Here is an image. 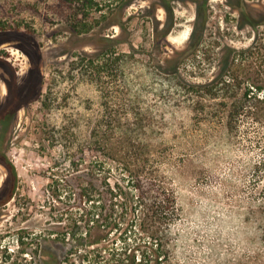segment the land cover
Listing matches in <instances>:
<instances>
[{
	"label": "rangeland",
	"instance_id": "rangeland-1",
	"mask_svg": "<svg viewBox=\"0 0 264 264\" xmlns=\"http://www.w3.org/2000/svg\"><path fill=\"white\" fill-rule=\"evenodd\" d=\"M71 12L59 0H0V120L15 125V142L22 138L9 149L20 181L14 198L0 206V264H45L39 243L62 232L58 218L67 210L65 198L55 201L47 190L55 158L66 150L51 136L55 126L69 125L76 126L78 141L89 137L108 90L112 104L129 110L124 118L148 124L146 135L166 151L163 174L180 207L173 263L264 264L258 227L264 217V112L258 110L264 107L258 89L264 86V0L178 3L171 33L158 46L151 23L135 20L132 43L106 58L103 78L77 59L76 50L60 55L71 44L58 19ZM158 16L165 21L166 12ZM195 28L201 41L191 48ZM225 47L235 53L221 80ZM187 48L184 56L177 53ZM38 58L50 93L44 108L33 88L21 87ZM168 59L181 61L176 75L165 73L177 66ZM215 79L213 91L200 86ZM248 90L255 97L245 99ZM237 105L244 112L230 125L228 110ZM6 179L0 165V191ZM140 237L129 240L130 248H144ZM58 250L66 258L65 249ZM60 260L56 264H68Z\"/></svg>",
	"mask_w": 264,
	"mask_h": 264
},
{
	"label": "trees",
	"instance_id": "trees-1",
	"mask_svg": "<svg viewBox=\"0 0 264 264\" xmlns=\"http://www.w3.org/2000/svg\"><path fill=\"white\" fill-rule=\"evenodd\" d=\"M47 1L50 4L56 2ZM59 1L72 11L69 17L58 19L59 31L67 33L66 42L71 44L60 55L76 50L77 59L81 58L82 64L91 69L93 75L98 73L99 78L100 75L103 78L102 73L109 67L106 58L114 55L120 44L132 43L130 27L135 20L151 23L154 45L158 46L171 33L176 5L187 0ZM159 10L166 12L165 21L159 18ZM115 28L120 30L118 34L110 32ZM201 35L197 28L193 30L189 42L191 48L200 44ZM59 42L55 40V43ZM64 45L65 42L59 43V46ZM87 47L94 51H86ZM226 49L229 53L222 57L218 73L221 80L231 68V55L235 53L231 48ZM188 51L187 48L177 53L184 56ZM40 58L21 87L33 88L35 101L44 108L48 107L46 100L50 93L44 90L46 74L40 66ZM176 63V67L165 73L176 75L181 61ZM218 79L200 86L213 91ZM11 82L5 81L9 90ZM224 89L231 90V85H225ZM258 89L260 92L264 86ZM252 92L246 91L244 98L255 97ZM103 98L99 118L90 125L89 137L78 141L76 126L69 125L55 126L51 136L55 143H65L66 150L55 158L47 190L55 201L64 197L67 210L58 218L62 232H53V238L48 236L39 243L41 255L46 259L42 261L58 263L61 259L58 248L62 247L66 258L60 261L68 264H174L171 236L180 217V207L174 189L163 174V166L168 160L166 151L162 152L157 147L159 143L146 135L148 124L124 118L129 110L112 104L113 91L108 90ZM229 109V124L232 125L245 107L237 105ZM258 110L264 112V107ZM14 126L8 127L0 120V165L7 171V179L0 191V206L14 198L20 181L17 166L9 156L10 147L22 139L13 140ZM42 135L40 133L39 137L43 138ZM258 227L264 247V217ZM138 235L144 240V248L138 245L130 248L129 240ZM119 241L124 246H119Z\"/></svg>",
	"mask_w": 264,
	"mask_h": 264
}]
</instances>
